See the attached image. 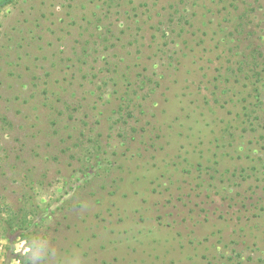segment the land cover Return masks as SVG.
I'll use <instances>...</instances> for the list:
<instances>
[{
  "label": "rangeland",
  "instance_id": "1",
  "mask_svg": "<svg viewBox=\"0 0 264 264\" xmlns=\"http://www.w3.org/2000/svg\"><path fill=\"white\" fill-rule=\"evenodd\" d=\"M155 1L0 0V238L12 264H30L11 244L31 237L56 249L46 264L73 253L82 264H264V140L252 138L264 126L253 133L254 114L233 108L255 94L204 79L184 47L206 40L215 59L237 40L264 55V0L232 9L250 5L240 23L215 0ZM211 131L234 157L215 168ZM222 173L219 194L198 186Z\"/></svg>",
  "mask_w": 264,
  "mask_h": 264
},
{
  "label": "trees",
  "instance_id": "2",
  "mask_svg": "<svg viewBox=\"0 0 264 264\" xmlns=\"http://www.w3.org/2000/svg\"><path fill=\"white\" fill-rule=\"evenodd\" d=\"M161 1L162 0H156L155 1L154 7H153L154 10L159 9L158 8L159 5L162 7L163 2H161ZM215 1H214V3L216 4V7H217V13H220L222 18H224L227 22H231V20H236L237 22L239 21L238 23H240V20L248 19L250 14H252V11L250 9V5H249V7H248V5H246V6L242 7V9L240 11L241 13L239 15L233 16L232 9L235 10L236 8H239L240 5H243V3H245L244 0H215ZM147 8H148V6H147ZM148 10H150V9L148 8ZM167 12H169V11H167ZM232 17H233V19H232ZM191 28H193V30L191 31L190 36H193V34H195L196 25H195V27L192 25ZM198 31H200V30H198ZM234 32H237V31L236 30L235 31L234 30L229 31L228 35H232ZM207 34H208V32L203 33V35H205V36H207ZM216 35H217L216 31H212L210 40L213 41L214 38L217 37ZM232 36L234 37L235 35H232ZM186 42L184 43V47L194 54V55H192V57L194 59L200 60V62H198L199 63V70H200L199 73L202 74V77L204 79L210 78L211 76H213V73H215V75H217L218 78L223 77L225 80L233 79L235 83L240 84L241 85L239 88L240 93L246 92V91H247V93H249V90H253V92L256 96V97L255 96L252 97V99H254V102H247L246 103V101L248 99L242 98V94L240 95L239 98L236 99V102L233 105V108L236 109L235 113H234V115H235L234 117H237V118L242 117L241 116V113H242L243 117L250 118V116L252 114H254V116L253 115L251 116V119L248 121V123L253 126V128L251 130L253 133L258 132L259 127L264 126V110H263L264 103H261V101H259L261 98V94H262L261 89L263 90V88H264V55H263V52L262 51L259 52L257 48H253V49L246 48V49H243L244 50L243 52L248 51L250 53V54L246 55V53L239 52L237 50L240 48L239 42L237 40H234L233 46L228 47L226 50H223V52L220 51V53H222V55L218 54L217 56H215V59H211L209 57L208 53L211 52V54L213 53V55H214L215 47H212V49H210L211 45L209 46V44H206V40L201 39L200 43H198L196 45H188V40ZM195 46L199 47V49H200L199 52L197 51L198 53H194ZM247 47L252 48V45L249 44ZM216 48L218 49V46H216ZM233 50L238 51V54L236 52L234 53ZM216 51L217 50H215V52ZM216 80H217V78L215 77L214 82H216ZM242 81H243V83H242ZM214 87H215L214 90H218L217 86L214 85ZM224 91L226 93L227 91H230V90L225 89ZM209 93L211 96H214V95L216 96V93L213 90H210ZM218 98H220V97H217L213 100H215V102H219ZM231 100H233V99H231L229 97L225 104L228 105L229 103H231ZM224 102L225 101H223L222 104ZM222 104H221V106H222ZM212 105H213V107L215 106L214 103H212ZM232 112H233L232 110H229L228 114H232ZM216 132L211 131V137H208V140L206 143V149H205L206 153H210V155H212V158H215V161L212 164L214 166V168L218 165V161L223 160L225 158V156L228 155L232 159L234 158L230 155V152H227L226 146H224L223 139L219 138V140H218L215 137ZM252 138H255V139L261 138L264 140V132L261 134H260V132H258V134L256 136H252ZM210 147H212V148H210ZM262 154H263V157L261 159V164H262V168L264 171V153H262ZM236 158H235V160H239L240 158H244V157L237 154ZM255 162H257V161L254 158L247 159V163L248 164L250 163V165H251V167H249V170L244 169V168H239V169L235 168L232 171H230V175L233 178H238L239 176H242L243 174H245L246 170L249 171L251 175H254L256 173V172H254L255 171V169H254ZM240 173H241V175H240ZM223 176H225V174H223V173H222V175H219V176L215 175V177H212L210 179L211 180L210 183L209 182L205 183V181L203 179H200L199 184H202L203 181L204 182L202 185L198 184V186L199 187H208L211 189V191H209V192H213V194L218 192V194H219L220 192L217 189L218 183L216 181L220 182L219 178L222 179ZM262 176L263 177H261V178L263 180H261L260 182H262L264 184V172H263ZM217 177H219V178H217ZM257 179H259V178H255V180H257ZM243 180L244 181L251 180V176L247 175V177L243 178ZM208 196H210V195H208ZM229 206H230V204H229ZM239 216L240 215H237V218Z\"/></svg>",
  "mask_w": 264,
  "mask_h": 264
},
{
  "label": "clouds",
  "instance_id": "3",
  "mask_svg": "<svg viewBox=\"0 0 264 264\" xmlns=\"http://www.w3.org/2000/svg\"><path fill=\"white\" fill-rule=\"evenodd\" d=\"M9 241L0 238V264H12L9 260V253L5 248ZM11 252L14 255H25L30 264H46L48 260L56 257L55 248L50 247L49 242L44 239L31 237L29 239H20L11 244ZM64 264H82V257L79 253H73L71 257L65 259Z\"/></svg>",
  "mask_w": 264,
  "mask_h": 264
}]
</instances>
